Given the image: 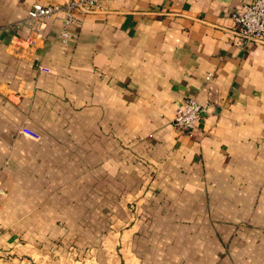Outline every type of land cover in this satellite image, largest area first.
<instances>
[{
	"label": "crops",
	"instance_id": "0c3cea01",
	"mask_svg": "<svg viewBox=\"0 0 264 264\" xmlns=\"http://www.w3.org/2000/svg\"><path fill=\"white\" fill-rule=\"evenodd\" d=\"M62 1L0 0V264H264V45L232 17L251 0H103L67 42L26 22Z\"/></svg>",
	"mask_w": 264,
	"mask_h": 264
},
{
	"label": "built area",
	"instance_id": "2783aa9c",
	"mask_svg": "<svg viewBox=\"0 0 264 264\" xmlns=\"http://www.w3.org/2000/svg\"><path fill=\"white\" fill-rule=\"evenodd\" d=\"M103 0H63L59 3H36L28 12L26 22L38 32L41 23L53 16L60 18L63 27L60 39L67 42L71 38L70 26L79 22L77 14L106 12ZM239 28L236 33L244 45H264V0H251L232 14ZM30 40V39H29ZM210 77V76H209ZM205 105L195 97H188L175 111L173 125L183 133L190 134L202 120Z\"/></svg>",
	"mask_w": 264,
	"mask_h": 264
}]
</instances>
